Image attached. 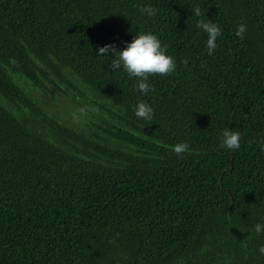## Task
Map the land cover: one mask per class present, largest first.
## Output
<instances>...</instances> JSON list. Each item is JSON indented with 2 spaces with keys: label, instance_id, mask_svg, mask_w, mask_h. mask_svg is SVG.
<instances>
[{
  "label": "trees",
  "instance_id": "1",
  "mask_svg": "<svg viewBox=\"0 0 264 264\" xmlns=\"http://www.w3.org/2000/svg\"><path fill=\"white\" fill-rule=\"evenodd\" d=\"M198 19L221 29L211 56ZM144 32L176 61L149 75L147 95L111 53L96 54ZM13 77L81 83L122 112L110 133L124 150L54 122L55 141L36 133L20 114L38 112ZM139 101L151 120L135 116ZM226 127L239 150L220 147ZM257 223L264 0H0V264H264Z\"/></svg>",
  "mask_w": 264,
  "mask_h": 264
},
{
  "label": "rangeland",
  "instance_id": "2",
  "mask_svg": "<svg viewBox=\"0 0 264 264\" xmlns=\"http://www.w3.org/2000/svg\"><path fill=\"white\" fill-rule=\"evenodd\" d=\"M13 79L27 92L38 112L34 113L26 107L20 114L36 133L55 141L60 135L50 124L54 122L93 141L124 150L125 145L111 135L116 133L114 127H123L119 118L122 112L111 103L99 99L81 83L72 80V87L59 80H44L45 87L40 88L21 78Z\"/></svg>",
  "mask_w": 264,
  "mask_h": 264
},
{
  "label": "clouds",
  "instance_id": "3",
  "mask_svg": "<svg viewBox=\"0 0 264 264\" xmlns=\"http://www.w3.org/2000/svg\"><path fill=\"white\" fill-rule=\"evenodd\" d=\"M141 13H146L149 17L156 14V9L151 6H144L140 9ZM192 14L200 17V9H193ZM197 29L204 32L207 36L206 48L209 56L215 53L217 48V39L221 36L220 27L212 20L198 19ZM246 26L240 24L237 26L235 35L243 39ZM111 53L113 57L111 67L114 71L123 70L129 78H135V87L142 94L147 95L152 91L148 78L150 74L170 75L176 70V61L172 55L167 53V47L162 45L160 39L152 32L136 34L131 42H126V47L117 51L115 44H106L98 49V56ZM134 114L138 119L151 120L153 109L143 101H139L134 106ZM220 147L229 151H237L241 147V135L235 129L226 127L221 133ZM180 151L178 147L176 149ZM255 232L264 231V223L255 225ZM259 252L264 254V246L259 248Z\"/></svg>",
  "mask_w": 264,
  "mask_h": 264
}]
</instances>
